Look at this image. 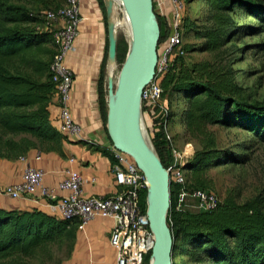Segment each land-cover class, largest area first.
<instances>
[{"label": "trees", "instance_id": "trees-1", "mask_svg": "<svg viewBox=\"0 0 264 264\" xmlns=\"http://www.w3.org/2000/svg\"><path fill=\"white\" fill-rule=\"evenodd\" d=\"M48 3L49 0H0V158L20 156L38 147L37 144L41 148L53 147L62 137L50 113L55 84L48 63L37 61L48 45H55L54 34L42 32L37 26L41 9ZM99 3L104 12V1ZM206 3L207 12L194 21L184 17L181 28L185 34L202 41L200 50L210 58L190 67H178L174 61L161 80L163 97L185 100L181 124L200 149L183 169L195 182L203 181L211 168L245 162V155L218 148L211 127H242L264 141V103L247 100L236 81L228 46L240 29L234 19L236 12L259 19L261 25L257 29L264 32V3L260 0H206ZM157 20L161 25L160 19ZM127 51V42L119 34V65ZM158 54L161 55L159 50ZM101 84L100 79L101 111L106 120L108 105ZM10 137H21L23 141H2ZM155 140L161 162L168 168L170 152L167 149V155L163 144L157 137ZM170 191L167 220L174 240L173 264H264L263 193L240 204L238 196L229 192L216 210L191 214L174 210L173 186ZM142 201L145 205L146 193ZM71 224L38 210L0 209V264H17V255L20 260L36 257L63 238L74 241ZM9 258L13 259L7 261ZM177 258L182 260L176 262Z\"/></svg>", "mask_w": 264, "mask_h": 264}, {"label": "crops", "instance_id": "crops-1", "mask_svg": "<svg viewBox=\"0 0 264 264\" xmlns=\"http://www.w3.org/2000/svg\"><path fill=\"white\" fill-rule=\"evenodd\" d=\"M154 12L163 29L158 42V50L161 52L168 45L177 14L172 0H154ZM80 15L82 20L74 50L65 60L66 66L73 73L68 107L74 123L80 127V133L78 136H70L60 132V109L54 97L50 113L54 127L62 136L60 141L50 149L32 147L20 156L0 158V187L20 184L26 169L32 168L44 173L43 184L47 188H57L71 173L78 172L83 181L85 198L111 196L117 192L115 149L108 128V113L105 120L99 95L101 74L108 59L109 30L99 0H80ZM61 26V23L52 25L55 29ZM168 98L163 97L156 107L143 112V119L153 138L159 139L167 155L169 146H178L172 131L173 123L168 118ZM181 115L174 118L181 121ZM179 125L184 128L182 124ZM64 195L59 193L60 197ZM194 202L192 199L188 201L187 212L191 214L200 212ZM0 209L18 212L38 210L60 219L59 211L40 193L20 200L0 194ZM114 226L112 219L100 217L90 221L84 230L78 228L77 222L71 224L70 228L75 235L72 252L62 264H117V250L111 244Z\"/></svg>", "mask_w": 264, "mask_h": 264}, {"label": "built area", "instance_id": "built-area-1", "mask_svg": "<svg viewBox=\"0 0 264 264\" xmlns=\"http://www.w3.org/2000/svg\"><path fill=\"white\" fill-rule=\"evenodd\" d=\"M172 2L176 9L177 21L167 47L160 52L156 76L143 90L142 114L145 109L156 107L163 99L161 80L174 61L185 54L180 47L182 39L180 23L184 15L185 3L182 0H172ZM46 20L50 25L62 24L61 27L52 31L55 53L49 68L55 84L54 97L57 98L60 109V132L78 136L80 127L74 123L68 107L73 86V73L66 66L65 60L74 50V42L82 20L80 0H68L64 8L48 11ZM106 100L109 106V96ZM191 146L188 144L182 151L175 146H169L171 161L167 170L170 173V185L173 186L174 191V210L187 211L188 201L192 199L198 211H214L219 207L217 197L201 189L192 188L188 173L183 169L186 162L193 156H190ZM114 159L117 192L111 196L85 198L82 191L83 181L78 172L71 173L69 178L61 182L57 188H47L43 184L44 173L32 168L26 169L20 184L0 187V194L20 200L40 193L42 198L48 199L49 204L59 211L60 219L77 222L80 230H84L88 223L96 218L112 219L115 226L111 235V244L117 250V264H152L156 237L148 218L149 184L131 156L115 150ZM59 193L65 195L60 197ZM144 193H146L145 205L142 201Z\"/></svg>", "mask_w": 264, "mask_h": 264}, {"label": "rangeland", "instance_id": "rangeland-1", "mask_svg": "<svg viewBox=\"0 0 264 264\" xmlns=\"http://www.w3.org/2000/svg\"><path fill=\"white\" fill-rule=\"evenodd\" d=\"M67 1L68 0H49L47 6L42 8L39 14L40 23L38 22L37 25L38 30L42 32L53 31L55 28H53L52 25H50L46 20V15L50 10L64 8ZM103 1L105 3V6H103V10L107 21V27L108 30H110L109 34L111 36V40H113V33L111 34V26L109 25V4L107 0ZM182 1H184L185 3V11L183 17L181 18L180 25H182V20L184 17H189L192 21H194L200 15L206 13L208 10L206 0ZM260 1L264 3V0ZM123 18L124 9L122 8V6H119L116 13L117 24H119ZM234 19L240 29L236 32L234 38L231 40V42H229L228 46L230 47L229 54L233 56L232 64L236 81L238 85L244 89L248 101L253 103H264V32H261L259 29H257L261 25L260 20L254 16H249L248 14L241 12H236L234 14ZM157 27L159 37H161L163 32L162 25H160L158 22ZM119 34H121L127 42L128 53L124 62L119 65L117 63L116 43V67L114 69H110L108 62H110L109 48H111V43H109V47H107L108 59L103 66V73L101 78V85L103 87V95L105 96V98L109 96L110 85L113 87V90L116 91L121 77L125 73V64L127 62L130 51L126 31L123 29L118 30L116 37ZM181 34L182 39L180 47L185 54L175 60L178 67H180L181 65L190 67L196 62H199L201 60H208L210 58L209 54L201 52V40L196 39L194 35L185 34L182 28ZM54 52L55 45H48L46 47L45 53H41L37 57L39 59H37V61L47 62L49 70ZM168 99L169 122H172L174 124L173 125L171 123L172 131L173 133H175V140L178 144L176 148L182 151L186 149V146L188 144H191L192 146L189 148L191 150L190 156L194 155L196 151L200 149L199 144L185 134L184 128H181L179 125L181 124V121L174 118L175 114H178L179 116L182 113L181 111L184 109L186 104L185 100L183 98L176 99V97H169ZM171 113L174 115H172ZM143 121L144 126L147 130L148 137L152 145L156 149L158 142L153 138L146 120L143 119ZM211 131H213L215 134L217 146L219 149H230L235 153L245 155V162L243 164H231L211 168L206 173L203 181H192L190 178V174H187L190 186L192 188H198L215 195L219 203L224 201L229 192H231L233 195L238 196V202L240 204L245 203L258 194H264V141H262L260 138H257L253 135V133L242 127H224L217 125L211 127ZM2 141L4 143H7L9 141L22 143L23 139L21 137L11 139L10 137L2 139ZM37 146L39 147L38 144ZM49 147L51 148V146L45 148ZM156 152L159 156L157 149ZM205 179L206 182L204 181ZM205 184L208 187L203 186ZM72 245V239L63 238L58 243L54 244L51 248L47 249L44 253L39 254L36 257L23 258L20 260L21 257L17 255L16 258L19 259V262L17 264H62L72 252ZM12 259L13 258H9L7 261H11ZM181 260V258H177L176 262H179Z\"/></svg>", "mask_w": 264, "mask_h": 264}, {"label": "water", "instance_id": "water-1", "mask_svg": "<svg viewBox=\"0 0 264 264\" xmlns=\"http://www.w3.org/2000/svg\"><path fill=\"white\" fill-rule=\"evenodd\" d=\"M124 1L133 24V61L128 79L124 80L122 76L116 91L110 85L108 128L114 149L131 156L149 184L148 218L156 237L152 264H173L174 240L167 220L171 208L170 173L155 147L153 152L146 146L139 128L141 124L144 126L142 93L154 80L159 62L158 20L154 0ZM117 39L118 36L112 42L110 36V58L115 59Z\"/></svg>", "mask_w": 264, "mask_h": 264}, {"label": "bare ground", "instance_id": "bare-ground-1", "mask_svg": "<svg viewBox=\"0 0 264 264\" xmlns=\"http://www.w3.org/2000/svg\"><path fill=\"white\" fill-rule=\"evenodd\" d=\"M107 2L109 4V8H110L109 13H110L111 34L113 33L112 42L115 40L117 31L120 29L125 30L127 33V36H128L130 51H129V55L127 58V62L125 64V73L123 75L124 80H127L129 77L130 71H131L132 61H133L134 34H133V24H132L131 15L129 13V10H128L127 5H126L124 0H107ZM119 6H122V8L124 9V18L120 21L119 24H117L116 13H117ZM155 35H156V32H155ZM109 67H110V69L111 68L114 69L116 67V62H115L114 57L110 58ZM113 99H114V97H113ZM139 128H140L144 143L146 144V146L150 150L153 151V145H152V143L148 137L147 130H146L145 126H143L141 124L139 126Z\"/></svg>", "mask_w": 264, "mask_h": 264}]
</instances>
